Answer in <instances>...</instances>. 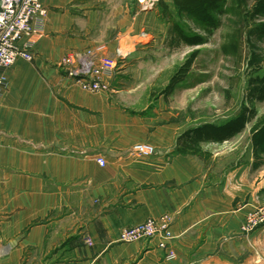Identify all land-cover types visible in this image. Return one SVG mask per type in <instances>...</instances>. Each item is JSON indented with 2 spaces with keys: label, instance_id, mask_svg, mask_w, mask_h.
Masks as SVG:
<instances>
[{
  "label": "crops",
  "instance_id": "obj_1",
  "mask_svg": "<svg viewBox=\"0 0 264 264\" xmlns=\"http://www.w3.org/2000/svg\"><path fill=\"white\" fill-rule=\"evenodd\" d=\"M42 3L35 58L6 70L0 94V264H257L264 226L242 228L256 208L251 152L238 162L181 151L178 126L129 116L114 90L59 79L64 55L111 47L90 30L106 1ZM137 143L156 153L133 155ZM165 214L166 247L120 241L122 227Z\"/></svg>",
  "mask_w": 264,
  "mask_h": 264
},
{
  "label": "rangeland",
  "instance_id": "obj_2",
  "mask_svg": "<svg viewBox=\"0 0 264 264\" xmlns=\"http://www.w3.org/2000/svg\"><path fill=\"white\" fill-rule=\"evenodd\" d=\"M105 1V7L97 12L98 22L92 23L90 30L93 37L101 38L106 34L113 38L109 39L111 47L107 52L99 51L97 65L113 60L111 66L115 76L110 80L111 88L105 91L114 90L111 92L113 99L122 110L154 125L169 122L178 126L182 135L205 122L220 124L241 114L244 106H254L258 115L243 132L225 142H202L194 152L204 157L206 154L229 155L231 161L236 159L238 162L248 161L251 152L254 163L251 130L264 117V100L252 103L249 98V81L254 74L248 64L251 48L248 41L244 43V58L239 64L222 52V36L232 16L214 11L215 19L220 23L212 27L199 23L189 14L178 13L174 0ZM254 1L250 0V5ZM260 21L264 22V16L255 23ZM176 27L187 36L202 37L203 44L192 45L180 40ZM251 40L257 51L264 55V37L254 36ZM121 48L127 52L123 59L117 58ZM193 51H197L196 59L185 75H179ZM55 68L59 79L68 78L61 61ZM177 75L179 79L170 89ZM252 170L256 208L264 207V164L259 167L252 164ZM259 247L264 257V243L260 242ZM257 264H264V258Z\"/></svg>",
  "mask_w": 264,
  "mask_h": 264
},
{
  "label": "built area",
  "instance_id": "obj_3",
  "mask_svg": "<svg viewBox=\"0 0 264 264\" xmlns=\"http://www.w3.org/2000/svg\"><path fill=\"white\" fill-rule=\"evenodd\" d=\"M48 14V8L42 0H0V94L6 88L8 77L6 70L13 66L18 59L32 61L35 54L32 46L41 36V27ZM100 49L89 48L86 52H75L65 55L60 61L66 75L86 91L100 92L111 87V78L114 70L108 64L97 65ZM126 51L122 48L117 51V58L123 59ZM156 153L152 144L137 143L132 154L145 158ZM102 166L107 160L100 156L97 159ZM172 216L169 214L160 217H151L135 226L122 227L120 230L121 242H137L139 240L159 239V245L166 247L173 238L171 230ZM264 224V207L255 208L248 215L242 225L246 233H251L258 226ZM86 243L93 244L90 237ZM169 256H173L170 253Z\"/></svg>",
  "mask_w": 264,
  "mask_h": 264
},
{
  "label": "trees",
  "instance_id": "obj_4",
  "mask_svg": "<svg viewBox=\"0 0 264 264\" xmlns=\"http://www.w3.org/2000/svg\"><path fill=\"white\" fill-rule=\"evenodd\" d=\"M174 4L178 13L189 14L198 20L199 23L212 27H216L220 23L215 19L214 11L220 10V12L232 16L231 23L222 36V52L227 56L233 57L239 64L244 58V43L246 40L248 41L251 47L249 49L248 64L253 69L254 74L249 81V98L252 103L255 100L262 102L264 100V55L257 51L251 43V39L254 36L264 37V22L255 23L264 16V0H255L251 5L250 0H230V2L229 0H174ZM225 5L227 7L223 9ZM253 23L254 26L252 27ZM176 29L180 40L192 45L203 44L202 37L198 35L187 36L180 28L176 27ZM196 55L197 51L191 53L184 67H181L179 75L187 73L190 65L196 59ZM178 77V75L174 77L170 84V89L175 81H178ZM240 113L220 124L205 122L184 132L178 138L181 151L192 153L198 151L202 142L213 141L220 143L230 140L243 132L249 122L258 115L254 106H244ZM251 141L253 154L256 156L253 166L259 167L264 164V117L252 126Z\"/></svg>",
  "mask_w": 264,
  "mask_h": 264
}]
</instances>
